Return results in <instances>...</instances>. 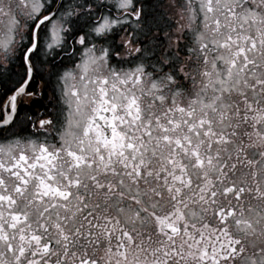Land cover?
Masks as SVG:
<instances>
[{"label":"snow or ice","instance_id":"1","mask_svg":"<svg viewBox=\"0 0 264 264\" xmlns=\"http://www.w3.org/2000/svg\"><path fill=\"white\" fill-rule=\"evenodd\" d=\"M0 264H264V0H0Z\"/></svg>","mask_w":264,"mask_h":264}]
</instances>
